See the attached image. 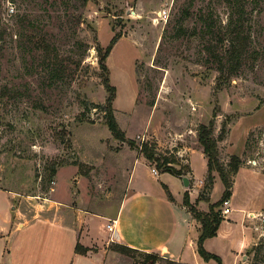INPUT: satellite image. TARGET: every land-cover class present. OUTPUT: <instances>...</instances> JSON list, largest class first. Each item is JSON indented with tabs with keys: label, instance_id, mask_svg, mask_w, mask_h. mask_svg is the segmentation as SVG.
Returning a JSON list of instances; mask_svg holds the SVG:
<instances>
[{
	"label": "rangeland",
	"instance_id": "1",
	"mask_svg": "<svg viewBox=\"0 0 264 264\" xmlns=\"http://www.w3.org/2000/svg\"><path fill=\"white\" fill-rule=\"evenodd\" d=\"M247 7L252 49L259 54L220 83L204 46L208 36L200 13L213 12L224 26L230 11L226 0H0V209L5 215L13 220L24 204L32 214L50 203L7 188L41 195L59 191L90 210H117L129 188L132 159L146 156V143L169 157L167 165L189 175L191 190L198 193L194 205L203 210V201L209 209L224 184L219 175L213 183L208 173L200 178L206 169L199 128L212 119L219 136L228 118L225 138L219 140L221 157L225 162L233 153L243 158L236 206L251 211L249 225L259 235L245 249V260L264 264V0H247ZM163 8L169 18L156 20ZM117 32L120 38L106 60L116 86L113 111L127 139L116 137L109 126L112 92L100 62L101 49ZM42 34L57 48L58 62L35 45ZM149 161L160 173L140 164L146 182L161 190L169 183L179 196L182 178ZM234 206L231 197L225 216ZM40 226L33 223L21 232L28 240L23 251L40 253L46 235ZM244 229L239 222L234 242ZM19 251L16 247L12 254ZM119 252L137 264L150 261L137 250Z\"/></svg>",
	"mask_w": 264,
	"mask_h": 264
},
{
	"label": "crops",
	"instance_id": "2",
	"mask_svg": "<svg viewBox=\"0 0 264 264\" xmlns=\"http://www.w3.org/2000/svg\"><path fill=\"white\" fill-rule=\"evenodd\" d=\"M200 155L206 169L200 178H204L208 173V158L203 151ZM194 159L195 155L192 167L197 172ZM132 162L129 188L117 210H90L75 204L71 201L72 196L64 197L59 191L41 195L7 188L10 192L21 194L22 198L42 196L50 203L44 211L36 209L32 214L24 204L17 208L20 214L13 220L5 215V210L0 209V264H137L133 258L112 248V243H123L143 253H158L183 264H217L215 259H205L198 250L202 222L194 216L184 199L188 191L191 202L196 204L198 193L191 190V184L188 187L184 184L181 194L176 196L169 183L166 184L169 189L161 190L146 182L142 173L144 167L141 169L140 164L147 168L154 167L146 156L133 157ZM243 167L236 175L233 211L224 217L217 235L206 238L204 242L208 250L222 257L223 264H250L245 260V249L256 244L259 238L256 227L249 225L251 219L248 215L251 211L246 212L244 207L236 206V183ZM166 190H170L172 198ZM199 202L203 210H208L206 203ZM113 221L114 228L110 229L109 224ZM38 222L42 224L41 231H46L45 236L41 235L44 246H41L40 253L23 251L28 240L21 232ZM239 222L245 225V229L234 242L233 234ZM78 244L86 251H77ZM16 247L20 248L19 255L12 254Z\"/></svg>",
	"mask_w": 264,
	"mask_h": 264
},
{
	"label": "trees",
	"instance_id": "3",
	"mask_svg": "<svg viewBox=\"0 0 264 264\" xmlns=\"http://www.w3.org/2000/svg\"><path fill=\"white\" fill-rule=\"evenodd\" d=\"M226 1L230 6V11L228 21L224 26H218L213 12L209 13L202 11L200 13L205 35L208 36L205 40L204 46L209 54L211 62L215 64L216 68L220 72V83L223 80L231 79L234 75H237L250 55L255 56L259 54V51L252 49V33L248 30L247 0ZM119 38L120 34L117 32L112 38L110 45L107 46L106 50L102 51L101 49L102 53L100 62L104 71V83L112 92V94L108 97L109 105L106 108L107 113L109 114V126L116 137L127 139L126 132L121 129L113 111L112 99L115 96L116 86L110 81V69L106 60ZM35 45L48 52L50 54L48 55L50 58H55L53 59V62H58L60 60L57 48L48 40L46 35L42 34L36 37ZM227 120L224 121L219 136L215 135V123L212 119L209 123H202L199 128V140L203 146L205 155L208 158V182L213 183L216 176H220L224 184V191L221 198L210 202L208 210L199 209L196 205L192 204L188 191H186L184 198L185 203L190 207L194 216L202 222L201 234L197 241L198 250L205 259H215L217 264H223L222 257L219 254L208 250L205 247L204 242L206 238L217 235L220 224L225 217L222 211H220L221 209L219 210L217 207L221 206L224 204L225 200L232 197L235 176L243 164V158L239 154L233 153L228 162H225L221 157L219 140L225 138L228 124ZM143 152L149 160H155L161 168H164L162 170L171 171L172 173L180 176L184 174L181 168L178 169L177 167L167 165L168 162H171L169 157L164 156L162 158L157 155L155 148L150 147L147 143L143 145ZM56 171V167H53L52 175L56 174ZM169 195L172 198V194ZM206 198L210 199L208 196ZM113 247L128 254H131L133 250H136L123 243L114 244ZM76 248L77 251H86V248L81 244H78ZM147 254L150 258V261H147L148 264H156L158 259H165L168 264H183L174 259L164 257L158 253L147 252Z\"/></svg>",
	"mask_w": 264,
	"mask_h": 264
},
{
	"label": "built area",
	"instance_id": "4",
	"mask_svg": "<svg viewBox=\"0 0 264 264\" xmlns=\"http://www.w3.org/2000/svg\"><path fill=\"white\" fill-rule=\"evenodd\" d=\"M170 16V11L168 8H163L158 11V15L156 16V20H167ZM152 170L154 171L155 174H159L160 170L157 167H153ZM229 202L230 199L225 200L224 205H223V213L224 216L226 215V212L229 211ZM115 225V222L113 221L111 224H109L110 229H113Z\"/></svg>",
	"mask_w": 264,
	"mask_h": 264
},
{
	"label": "water",
	"instance_id": "5",
	"mask_svg": "<svg viewBox=\"0 0 264 264\" xmlns=\"http://www.w3.org/2000/svg\"><path fill=\"white\" fill-rule=\"evenodd\" d=\"M181 177L183 178V181H184L185 186H187V187L190 186V184H191V179H190L189 175H187V174H182ZM247 257H248V255L245 254V258H247Z\"/></svg>",
	"mask_w": 264,
	"mask_h": 264
}]
</instances>
